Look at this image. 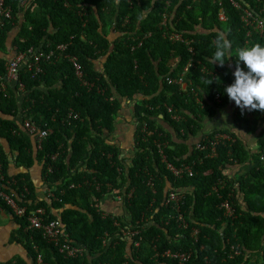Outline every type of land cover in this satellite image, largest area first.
Segmentation results:
<instances>
[{
    "label": "trees",
    "instance_id": "16d2710c",
    "mask_svg": "<svg viewBox=\"0 0 264 264\" xmlns=\"http://www.w3.org/2000/svg\"><path fill=\"white\" fill-rule=\"evenodd\" d=\"M20 1L4 0L13 18L4 17L0 28L5 54L0 57V136L19 153L17 164L26 169L35 161L44 165L45 184L54 197L49 202L39 198L28 173L9 177L10 163L0 143L3 189L19 197L24 194L19 204L29 206V211L42 207L50 220L59 214L71 241L86 248L82 257L66 258L41 232L26 233V218L12 214L33 264H37L34 246L46 264H179L164 257L166 251L191 252L185 264H264V164L258 162L264 154V111L239 109L234 114V127L253 133L262 129L257 154H251L229 129L204 134L201 125L230 100L225 88L235 82L228 67L237 65L236 49L253 43L264 46L260 32L242 20L243 10L227 1L228 20L221 21V8L212 0H120L118 5L115 0H33L27 9L20 8ZM244 1H240L244 8L250 6L254 17L264 20V0ZM174 32L193 42L195 63L202 64L185 76L186 87L166 81L179 79L193 57L187 46L167 39ZM220 32L232 42V57L219 68L209 58ZM8 38L14 49L9 58ZM60 45L67 46L64 53L58 50ZM32 48L54 54L40 62L39 73L21 64L19 82L26 92L8 85L3 91L7 64L21 53L30 58ZM67 56L78 58L92 88L80 83ZM204 66L224 73L213 77ZM123 107L131 109L132 121L138 123L129 159L127 154L121 157L120 147L113 144L122 128L120 120L127 122ZM20 110L50 131L41 150L16 119ZM70 114L79 118L68 119ZM218 132L231 134L236 142L218 146L213 158L196 151L193 139H213ZM157 142L166 144L169 163L193 166L194 175L182 179L171 175ZM247 162L252 168L237 178L235 167ZM168 183L184 193L179 212L163 205ZM110 201L122 213L105 211ZM225 201L232 205L234 216L227 217ZM0 207L11 211L1 200ZM179 214L185 223L177 220ZM127 225L138 235L124 238L121 229Z\"/></svg>",
    "mask_w": 264,
    "mask_h": 264
},
{
    "label": "built area",
    "instance_id": "2783aa9c",
    "mask_svg": "<svg viewBox=\"0 0 264 264\" xmlns=\"http://www.w3.org/2000/svg\"><path fill=\"white\" fill-rule=\"evenodd\" d=\"M28 0H21L19 5L20 7H23L27 4ZM229 2L231 5L236 7L237 9L243 10V16L242 20L247 24L254 26L256 30L260 32V34L264 37V20L255 18L254 11L250 8V6L244 8L240 1L244 0H213L214 4L219 6L221 8L219 12V19L221 21H227L228 17L225 14L224 11V4L225 2ZM13 11L11 7H5L4 0H0V28L3 26L4 21L3 18L12 19L13 18ZM165 16V14H164ZM166 17V16H165ZM128 22V19L125 20V23ZM249 36H251V32L248 33ZM168 40L172 41L173 43L178 42L181 44H184L188 47L189 52L193 55V57L187 62L183 72L181 73V77L179 79H171L168 78V84L170 85H184L185 84V76L189 73V71L192 68L197 67L198 65H202L201 62L198 61V65L195 63L194 56L196 54L195 49L193 48L192 44L193 42L189 40L188 38H185L182 33L174 32L170 36L167 37ZM141 45V44H140ZM58 50L61 53H64L67 50L66 45H60L57 47ZM29 54L32 56L29 58L25 54H19L13 61L7 64L6 70L7 75L4 78L5 84L3 85V91L7 90L6 85L9 86L8 81H12L16 83V88L22 93L25 91V85L19 82V69L21 67V64L29 65V70L36 71L37 73L41 72L40 69V62L43 59L49 60L53 56V51H37L36 49L32 48L29 51ZM71 63L74 66V70L76 73L77 78L79 79L80 83L84 86H87L89 88H92L93 85L89 84L85 78L86 74L84 71L83 65L79 62L77 57L74 56H67ZM32 59V61H29ZM203 69L207 70V67L204 66ZM213 77L216 76V74H212ZM8 80V81H7ZM10 87V86H9ZM26 96V94H25ZM217 100H220V95H217ZM172 112V109H169ZM79 118L78 115L70 114L68 119H74L77 120ZM174 120H178V116L173 117ZM22 126L23 130L26 131L29 135H31L32 138L35 139L36 145L39 150L42 149L43 143L45 140H47L50 131L46 129H42L39 126H37L31 119L22 117ZM203 140V138H202ZM199 141L195 149L200 152H207L208 158H213L217 153V148L221 144H227L231 143L234 144L236 142V139L229 133L225 132H218L215 134L213 139L206 138L203 141ZM157 149L160 154V157L164 163H166V169L170 172L171 175H173L176 179H182L184 176L192 177L194 175L193 168L189 165H183L181 167H176L174 164H171L167 160V156L165 153L166 144L163 142H157ZM57 158V155L52 156V159L55 160ZM259 163L264 164V154H261L259 160ZM257 163V162H256ZM3 163L1 159L0 154V200L11 210V214H14L16 218H26V227L25 232H32V231H39L43 235L44 239L50 243L53 244L59 251L60 254H62L66 258H78L82 257L85 253V247L81 245H77L74 242L71 241L70 235L67 232L65 224L62 222L60 215L58 214L57 219L50 220L49 215L47 213V210L38 207L33 209L32 211H29V206H22L19 204V201H21L22 197H24V194L22 197H19L16 193H7L3 188L6 186L4 185L5 176L3 175ZM149 185L153 188V184L150 181ZM74 187V185L72 186ZM156 190H154L155 192ZM165 193L167 194L166 200L164 202V206H168L174 211L179 212L182 206L184 205V193L177 191L172 186L169 188H166ZM47 201L54 197L53 191L48 188L47 190ZM129 197H132V192L130 193ZM18 199V200H17ZM184 199V200H183ZM98 203L95 204V207H98ZM222 207L226 208V215L227 217L234 216L235 210L232 208V205L225 201L222 204ZM0 210H3L2 207H0ZM53 214H57L52 210ZM178 221L184 222L183 215L179 214V217L177 218ZM195 231L194 233H196ZM121 233L124 238H130L138 235V232L131 231V226L127 225L123 229H121ZM110 241V240H109ZM108 240H104V244H107ZM138 246L139 244L136 243ZM34 249L37 253L36 262L37 264H46L44 262V256L41 252H39L38 247L34 246ZM235 254L239 255L240 252L235 250ZM192 253L186 252V253H173L171 251H166L163 256L175 259L179 261V264H185L190 261Z\"/></svg>",
    "mask_w": 264,
    "mask_h": 264
},
{
    "label": "crops",
    "instance_id": "0c3cea01",
    "mask_svg": "<svg viewBox=\"0 0 264 264\" xmlns=\"http://www.w3.org/2000/svg\"><path fill=\"white\" fill-rule=\"evenodd\" d=\"M30 4L26 7L29 8ZM20 15L23 16V13ZM111 36L116 38V35L111 33ZM10 37V36H9ZM12 38H8L6 43V52L9 53L10 56H7L8 58L12 56L11 53L14 54V49L12 45ZM0 57H5V54L2 52V48H0ZM219 66V63L217 62V67ZM220 68V66H219ZM229 71H231L233 74L236 70V67L229 63ZM216 72L219 75H223V71H217ZM228 76V75H227ZM8 81V80H7ZM229 83V82H228ZM8 84L11 88L16 89V83L12 81H8ZM186 87V84L183 86ZM25 95H21L19 104L21 105L22 101L24 100ZM240 108L236 106L234 101L229 100L225 105L217 108L215 110L214 115H207L205 119H203L201 125L203 126V132L204 134L206 132L212 131V130H218V129H229V131L235 133L240 140L243 141L245 144L244 146L249 150L251 154H257L259 152V135L260 130H257L253 132H248L247 130L240 128V127H234V114L237 112ZM122 118L126 119L127 122H124V120H120L119 126L122 128L116 135L117 140L115 143L117 146L121 149V157H124L126 153L129 154L133 150L134 147V133L136 132V127L133 124L132 117H131V109L123 107V110L121 111ZM222 114H226V118ZM22 112L21 110L18 112L16 119L22 123ZM203 137V134L200 136ZM195 139H193V143H195ZM0 143L2 144V151L7 156L9 163L8 164V172L7 174L9 177H15L21 173H28L29 178L34 184V187L36 188V192L39 196V198L46 201L47 199V186L45 184V178L43 176V164H40V162L35 161L34 164L29 168L26 169L24 166L17 164V156L18 152L16 150H12L9 142L0 136ZM36 144V143H35ZM252 162H247L245 165L237 166L235 167V176L239 178L246 172H248L252 168ZM255 166V164H254ZM234 177V176H233ZM111 203V206L109 208H103L105 211H114L115 204ZM101 206V204H100ZM122 209L115 210V212L122 213ZM56 213V212H55ZM19 223L16 218L11 214L10 211L0 210V264H33V257L28 252V249L26 247V242L22 236L21 233H19Z\"/></svg>",
    "mask_w": 264,
    "mask_h": 264
},
{
    "label": "clouds",
    "instance_id": "9594fccd",
    "mask_svg": "<svg viewBox=\"0 0 264 264\" xmlns=\"http://www.w3.org/2000/svg\"><path fill=\"white\" fill-rule=\"evenodd\" d=\"M32 1L33 0H28L27 4L20 8H26L29 4L31 5ZM115 3L118 5L120 3V0H115ZM113 33L116 35V32H114V30ZM212 43L215 51L211 58H209V60L214 65L218 62L219 66L223 67L226 60L232 57V42L227 38V35L225 33L220 32L217 34ZM235 57L238 61L236 70L234 72L235 82L225 88V92L228 98L231 101H234L236 106H238L242 112L245 109L249 111H264V46H262L260 43H253L250 46L240 47L236 49ZM239 62H243L248 71H245L243 68H241ZM135 65L137 66V62H135ZM207 71H209L211 74H214L208 68ZM215 74L218 73L216 72ZM127 101L131 104V101ZM132 110L134 112L133 108ZM222 115L224 116V118H226V114ZM134 126L137 127L138 123L136 122ZM197 143L198 142L194 143L195 146ZM191 167L193 168V171L195 173L194 167ZM169 187H171L170 183H168L167 188ZM111 197L114 198L115 194H112ZM96 208H100V205Z\"/></svg>",
    "mask_w": 264,
    "mask_h": 264
},
{
    "label": "rangeland",
    "instance_id": "374dc122",
    "mask_svg": "<svg viewBox=\"0 0 264 264\" xmlns=\"http://www.w3.org/2000/svg\"><path fill=\"white\" fill-rule=\"evenodd\" d=\"M106 21H107V20H106ZM221 27H222V28H225L224 25H222ZM106 29H109L107 24H106ZM131 114H134V113H131ZM133 124H134V121H133ZM126 154L128 155L127 158L129 159V154H128V153H126ZM130 155H133V154H130ZM128 159H127V162H128Z\"/></svg>",
    "mask_w": 264,
    "mask_h": 264
},
{
    "label": "bare ground",
    "instance_id": "6f19581e",
    "mask_svg": "<svg viewBox=\"0 0 264 264\" xmlns=\"http://www.w3.org/2000/svg\"><path fill=\"white\" fill-rule=\"evenodd\" d=\"M178 86V85H177Z\"/></svg>",
    "mask_w": 264,
    "mask_h": 264
}]
</instances>
